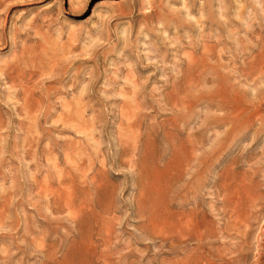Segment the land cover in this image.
Here are the masks:
<instances>
[{
    "label": "rangeland",
    "instance_id": "1",
    "mask_svg": "<svg viewBox=\"0 0 264 264\" xmlns=\"http://www.w3.org/2000/svg\"><path fill=\"white\" fill-rule=\"evenodd\" d=\"M0 264H264V0H0Z\"/></svg>",
    "mask_w": 264,
    "mask_h": 264
}]
</instances>
